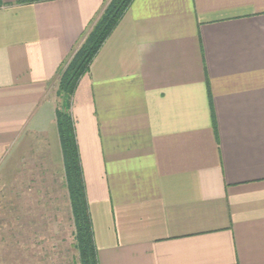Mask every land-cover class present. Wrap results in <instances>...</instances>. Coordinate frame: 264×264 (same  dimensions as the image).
Wrapping results in <instances>:
<instances>
[{
    "label": "crops",
    "instance_id": "crops-1",
    "mask_svg": "<svg viewBox=\"0 0 264 264\" xmlns=\"http://www.w3.org/2000/svg\"><path fill=\"white\" fill-rule=\"evenodd\" d=\"M109 2L0 0V179ZM70 113L99 264H264V0H133Z\"/></svg>",
    "mask_w": 264,
    "mask_h": 264
},
{
    "label": "rangeland",
    "instance_id": "rangeland-1",
    "mask_svg": "<svg viewBox=\"0 0 264 264\" xmlns=\"http://www.w3.org/2000/svg\"><path fill=\"white\" fill-rule=\"evenodd\" d=\"M36 138L0 179V264H79L56 125Z\"/></svg>",
    "mask_w": 264,
    "mask_h": 264
},
{
    "label": "trees",
    "instance_id": "trees-1",
    "mask_svg": "<svg viewBox=\"0 0 264 264\" xmlns=\"http://www.w3.org/2000/svg\"><path fill=\"white\" fill-rule=\"evenodd\" d=\"M133 0H110L100 17L59 72L57 124L63 159V173L74 220V246L79 264H99L93 223L87 201L86 185L76 137L75 121L70 113L73 94L81 77L102 45L115 30Z\"/></svg>",
    "mask_w": 264,
    "mask_h": 264
}]
</instances>
